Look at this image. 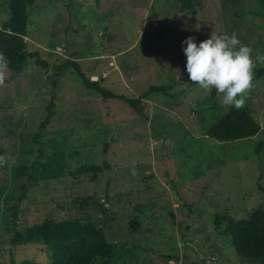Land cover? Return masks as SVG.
I'll list each match as a JSON object with an SVG mask.
<instances>
[{
  "label": "rangeland",
  "instance_id": "obj_1",
  "mask_svg": "<svg viewBox=\"0 0 264 264\" xmlns=\"http://www.w3.org/2000/svg\"><path fill=\"white\" fill-rule=\"evenodd\" d=\"M191 1L183 10L179 0H29L27 49L49 67L31 58L15 75L0 65V264H51L46 245L10 243V230L48 221L103 228L109 264H264L240 259L234 245L251 216L264 217V67L243 106L261 131L219 142L207 131L235 107L188 80L181 47L189 36L235 32L264 55V0ZM10 16V0H0V29ZM67 60L119 97L153 86L169 95L141 98L139 115L72 69L59 74ZM53 98L38 183L14 218L11 197L27 178L18 174L31 173Z\"/></svg>",
  "mask_w": 264,
  "mask_h": 264
},
{
  "label": "trees",
  "instance_id": "obj_2",
  "mask_svg": "<svg viewBox=\"0 0 264 264\" xmlns=\"http://www.w3.org/2000/svg\"><path fill=\"white\" fill-rule=\"evenodd\" d=\"M179 1L181 9L190 10L192 8L191 0ZM28 4L29 0H10V19L0 29V65L15 75L23 72L31 58H35V63L38 66L49 67L46 62L40 60L38 55L29 53L27 49L25 38L29 21ZM67 69H72L81 78L84 86L96 91L103 100L117 99L124 101L139 115H142L139 109L141 98H147L155 92L169 95L167 87L153 86L141 98L136 100L119 97L108 91L100 83L87 78L78 62L67 60L56 68L59 74ZM54 86H56V83H54ZM46 110L47 115L34 138L35 143L39 145V155L31 165L30 174H25V172L18 174L20 177L27 175V178L21 187L20 194L11 197V201L14 202L13 212L18 205L27 199L30 189L38 183L37 168L45 154L39 138L55 117L54 98ZM260 131L261 126L253 117V112L247 107H241L229 111L207 131V135L219 142H234L256 137ZM80 171L85 173L90 170L82 168ZM86 205L87 203L84 202L82 206L85 207ZM12 216L15 218L16 213H12ZM10 232H12L10 243L13 246L31 243L46 245L51 252V264H85L88 259L93 257L101 259L102 264H109L113 254V246L108 242L104 229L93 223L83 224L79 221H69L57 224L48 221L43 224L41 229L29 228L25 234L13 229ZM242 235V240L234 237L238 257L248 262H264V217L251 216L247 221L246 229L242 231Z\"/></svg>",
  "mask_w": 264,
  "mask_h": 264
},
{
  "label": "clouds",
  "instance_id": "obj_3",
  "mask_svg": "<svg viewBox=\"0 0 264 264\" xmlns=\"http://www.w3.org/2000/svg\"><path fill=\"white\" fill-rule=\"evenodd\" d=\"M186 56L188 80L211 91L213 88L222 103L236 109L244 106L252 87L254 70L264 67V55L253 56L250 45L243 44L237 34H217L215 31L197 43L193 36L181 44Z\"/></svg>",
  "mask_w": 264,
  "mask_h": 264
}]
</instances>
